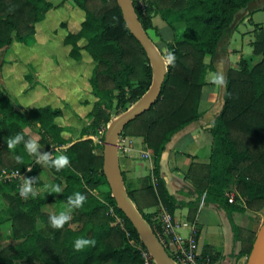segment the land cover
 Instances as JSON below:
<instances>
[{
  "label": "trees",
  "instance_id": "1",
  "mask_svg": "<svg viewBox=\"0 0 264 264\" xmlns=\"http://www.w3.org/2000/svg\"><path fill=\"white\" fill-rule=\"evenodd\" d=\"M71 1L82 11L83 17L78 29L67 32L62 43L68 46L69 58L77 60L80 51H84L92 60L87 83L94 100L87 117L94 129L101 124L107 125L123 112L126 104L139 101L152 83V67L143 48L123 22L116 0ZM145 1L142 13L131 0L134 16L144 35L156 47L147 34V30L157 34L151 22L153 15L166 21L173 35L170 41L164 42L162 57L166 73L159 96L147 110L118 131L119 137H141L145 148L151 152L155 182L139 191L127 189L117 159L125 194L157 237L158 225L152 221L150 213L143 212L135 191L147 201L146 206L160 204L169 216L174 209L187 207L189 221H193L196 205L203 194V202L215 204L224 212L232 241L238 242L237 253L246 256L255 232L236 225L232 212L258 211L264 205V33L261 30L254 32L251 42L252 52L261 55L260 61L248 67L246 60L241 58L237 69L227 71L223 102L208 128L211 136L208 163L192 162L188 166L186 177L196 192L193 201H179L168 193L159 175V162L171 136L198 119L200 90L206 71L213 70L211 57L217 42L236 11L251 0ZM53 6L48 0H0V49L9 45L13 37L27 42L35 33V24L44 19ZM174 21L181 24L178 30L171 24ZM167 52L175 56L174 67L166 61ZM25 111L28 116L14 110L9 99L0 95V171H23L29 167L24 179L34 180L33 186L39 191L36 196L24 199L15 183L0 182V194L10 199L11 234L21 238L18 244L0 248V264H14L15 261L19 264H143L140 250H148L116 207L109 189L101 196L94 193L107 185L101 169L102 145L88 137L91 133L84 128L79 130L78 139L62 137L63 126L55 121L61 115V108L57 106L41 104ZM32 123L39 129H36L38 144L43 149H47L50 142L64 146L57 156L66 155L70 161V165L60 171L44 165L52 175L45 183L37 177L38 165L23 141L14 149L7 148L8 139L18 134L25 137L23 129ZM52 185H59L62 193L50 194L49 186ZM229 186L235 191L232 202L225 196ZM77 192L86 197L83 206L72 211L71 220L63 228L51 227L49 218L53 215L46 212L44 206L53 202L67 204V198ZM77 238L94 239L96 245L74 251ZM163 247L174 261L167 247ZM205 254L202 252L201 256ZM34 257L42 261L36 262Z\"/></svg>",
  "mask_w": 264,
  "mask_h": 264
},
{
  "label": "crops",
  "instance_id": "2",
  "mask_svg": "<svg viewBox=\"0 0 264 264\" xmlns=\"http://www.w3.org/2000/svg\"><path fill=\"white\" fill-rule=\"evenodd\" d=\"M156 17L159 18L158 15H153L151 22L156 27L157 33L160 35L165 34L167 41H170L173 35L171 28L166 21ZM245 22L248 23V27H244L243 30L240 24L244 25ZM258 30L264 33V0H251L236 11L231 23L224 28L217 42L215 52L211 57L213 70L206 71L204 75L205 83L200 90L198 119L174 133L165 144L159 162V175L164 179L168 192L176 200L183 202L194 200L196 192L191 181L186 177L188 166L192 162L208 163L211 139L208 128L220 111L224 92V87L213 83V77L217 73H222L226 78L229 69L238 68V61L241 58L246 60L248 67L260 61L261 55L254 54L251 45L254 40V32ZM236 32L240 33L239 37L235 35ZM118 138L116 153L119 167L124 174L126 188L139 191L147 186L148 183L154 184L155 178L151 172V152L145 148L141 137L118 136ZM61 147L59 146V149ZM37 165L39 168L37 177L40 181L43 182V179L40 178V175L43 174L42 172L52 177L44 166L43 161L37 163ZM33 188L36 192H39L36 186H33ZM138 191H135L136 200L143 207V212L151 214V219L157 223L158 230L162 232L161 237L164 241L167 239V232L163 231L162 227L166 226L165 222L167 219L171 231L183 239L189 235L192 228L195 230L196 253L198 256L206 258L208 264H244L245 255L237 253L238 242L233 243L232 232L227 218L224 212L216 207L215 204L206 203L204 206L203 200L199 199L194 219L189 221L187 219V207L180 206L174 209L172 216H169L160 204L146 206L147 201L143 199ZM226 192H233L235 195L233 186H229ZM43 209L49 214L56 216L61 212L67 211L68 205L53 202L45 205ZM261 209H264V205ZM260 210L250 211L245 209L243 211H234L232 212L233 221L239 227L256 232L254 229L255 219L252 218L260 216ZM218 215L223 218L224 226H216L214 217ZM262 219L263 216H260L259 221L261 222ZM36 223L39 226L42 225L39 221ZM1 232L0 228V234ZM20 241L21 238H14L12 234L7 240H3L0 236V248L7 244H18ZM202 252L206 253L205 256H201ZM35 258L37 257H34L33 260ZM34 261L40 262V260ZM17 263L18 261L14 262V264Z\"/></svg>",
  "mask_w": 264,
  "mask_h": 264
},
{
  "label": "rangeland",
  "instance_id": "3",
  "mask_svg": "<svg viewBox=\"0 0 264 264\" xmlns=\"http://www.w3.org/2000/svg\"><path fill=\"white\" fill-rule=\"evenodd\" d=\"M48 1L54 6L45 13L44 19L35 24V33L31 38L27 42H19L13 37L9 45L0 49V95L6 96L13 109L22 112L25 116H28L25 110L31 106L41 104L57 106L61 108V115L55 118V121L63 126L60 132L62 137L78 139L79 130L84 128L91 133L88 137L96 144L102 145L101 137L107 125L101 124L93 129L90 126V118L87 117V111L94 100L87 83L93 64L92 60L84 51H80V57L77 60L69 58L67 56L68 46L62 43L67 32H74L78 29L83 13L71 0ZM171 24L175 30L181 27L178 21L171 22ZM240 26L244 30V27H248V23L245 22ZM147 34L163 56L165 54L164 42L167 41L166 35L156 34L153 30H147ZM235 35L239 37L240 33L236 32ZM153 70L155 75V68ZM134 104H126L123 112ZM36 129H38L37 125L34 123L23 129L25 132L24 145L32 140L37 143L38 152L41 155L46 152L57 156L59 146L55 142H50L49 147L43 149L38 144L36 131L39 129ZM118 139V135L115 134L112 149L116 165L118 164L116 153ZM33 158L36 162L37 156L33 155ZM42 173L40 178L43 182L51 180L45 172ZM107 189H109L108 186L103 185L99 191H94V193L101 196ZM205 205L206 202H204ZM11 216L10 199L0 195V228L2 231L0 236L3 240L10 237ZM260 216H263L261 222L259 221ZM260 216L252 218L255 219V231L264 221V209L260 210ZM214 221L217 227L224 226L220 215L215 216Z\"/></svg>",
  "mask_w": 264,
  "mask_h": 264
},
{
  "label": "water",
  "instance_id": "4",
  "mask_svg": "<svg viewBox=\"0 0 264 264\" xmlns=\"http://www.w3.org/2000/svg\"><path fill=\"white\" fill-rule=\"evenodd\" d=\"M116 3L119 7L122 20L128 28V31L141 45L151 62L153 79L150 88L139 99V101H137L128 110L111 119L107 124L103 133L101 169L106 184L109 188L110 195L112 196L116 207L121 210L124 216L129 220L137 232L139 238L146 246V249L148 250L155 264H175L165 251L163 245L158 240L156 234H154L145 221L136 213L132 203L125 194L124 188L122 187L123 185L120 180L119 173L118 176L121 187L116 184L111 172L110 162L111 157L114 156L112 149L114 135H118V131L123 125L132 120L135 116L147 110L156 101L166 73L163 57L154 44L144 35L140 29L134 16L130 0H116ZM154 68L156 70L155 75L153 70ZM244 264H264V221L259 225L255 232Z\"/></svg>",
  "mask_w": 264,
  "mask_h": 264
},
{
  "label": "clouds",
  "instance_id": "5",
  "mask_svg": "<svg viewBox=\"0 0 264 264\" xmlns=\"http://www.w3.org/2000/svg\"><path fill=\"white\" fill-rule=\"evenodd\" d=\"M166 61L169 65L175 66V56L171 52H167ZM213 83L226 88V80L222 73H217L213 77ZM23 141L22 135H17L14 138H9L7 141V148L14 149L17 144ZM25 148L27 149L28 153L31 155L37 156V163L41 161L44 162L45 166L54 167L57 171L68 167L70 165V161L66 155H59L57 157H53V155L49 153H43L41 155L38 152V145L35 141L29 140L25 143ZM19 161L20 158L17 157ZM33 181L32 179H24V183L21 185L19 192L20 196L24 199H27L30 195L36 196L37 192L33 188ZM50 194H61L62 188L59 185H52L49 186ZM86 197L81 193L77 192L73 196L67 198L68 209L65 212H61L59 215L52 216L49 218V222L51 227L55 229H61L63 226L71 220V213L75 209L81 208L85 201ZM96 241L85 239V238H77L74 241L73 249L74 251H82L87 247H95Z\"/></svg>",
  "mask_w": 264,
  "mask_h": 264
},
{
  "label": "built area",
  "instance_id": "6",
  "mask_svg": "<svg viewBox=\"0 0 264 264\" xmlns=\"http://www.w3.org/2000/svg\"><path fill=\"white\" fill-rule=\"evenodd\" d=\"M134 4L140 12L145 11L146 1L145 0H133ZM131 2V0H130ZM29 167H26L25 170L19 171L17 169H2L0 171V182H9L15 183L16 186L20 189L21 185L24 183V173L28 170ZM20 193V192H19ZM234 193H225L228 202H232ZM202 200L203 194L200 196ZM166 226L162 227L163 231L167 232V239L164 241L161 237L162 232L157 231L158 240L165 247L168 248V251L174 258L175 264H208L206 258L198 256L196 253V242L194 239L195 230L191 229V232L186 238H181L179 235L171 231L168 220L165 222ZM184 224V223H183ZM140 256L143 260V264H155L151 255L146 250H140Z\"/></svg>",
  "mask_w": 264,
  "mask_h": 264
},
{
  "label": "bare ground",
  "instance_id": "7",
  "mask_svg": "<svg viewBox=\"0 0 264 264\" xmlns=\"http://www.w3.org/2000/svg\"><path fill=\"white\" fill-rule=\"evenodd\" d=\"M110 167H111L112 176H113V178H114L116 184H117L119 187H121V186H120V182H119V180H118V177H119V176H118V171H117L116 161H115V157H114V156L111 157Z\"/></svg>",
  "mask_w": 264,
  "mask_h": 264
}]
</instances>
